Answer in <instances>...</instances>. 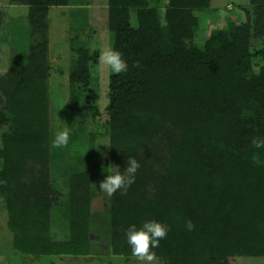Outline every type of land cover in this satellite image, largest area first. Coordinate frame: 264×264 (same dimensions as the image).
I'll list each match as a JSON object with an SVG mask.
<instances>
[{
	"label": "trees",
	"instance_id": "trees-1",
	"mask_svg": "<svg viewBox=\"0 0 264 264\" xmlns=\"http://www.w3.org/2000/svg\"><path fill=\"white\" fill-rule=\"evenodd\" d=\"M249 2L252 22L240 7L247 20L212 29L197 47L187 42L197 28L193 10L208 0H167L164 23L158 0H105L109 47L128 64L127 72L108 75L106 166L123 172L128 157L141 165L126 195L108 196L110 255L132 256L125 230L156 220L169 229L153 249L162 264H235L233 254L264 256V148L251 144L264 139V63L254 69L246 49L250 26L254 36L264 35V0ZM7 3L27 6L32 37L24 65L0 75V196L11 249L29 256L98 254L89 239L88 167L71 172L62 190L67 236L50 233L56 202L45 145L46 13L52 5L80 3ZM74 51L67 80L85 99L98 51Z\"/></svg>",
	"mask_w": 264,
	"mask_h": 264
},
{
	"label": "rangeland",
	"instance_id": "rangeland-1",
	"mask_svg": "<svg viewBox=\"0 0 264 264\" xmlns=\"http://www.w3.org/2000/svg\"><path fill=\"white\" fill-rule=\"evenodd\" d=\"M152 1L150 0V3ZM75 2L89 5L88 8L85 6L86 8L81 9H88L87 13L84 14L79 10L74 16L69 14V11L76 12L75 6L55 5L49 6L46 13L47 104L45 111L48 112L49 125L45 145L53 157L48 164L52 170L49 174V183L55 189L56 202L50 211V233L57 239H64L67 236L66 215L63 208L66 206V198H64L66 190L63 194L62 190L66 188L67 177L71 172L88 167L91 172L89 239L98 254L29 256L13 251L11 249L12 232L6 225V211L0 196V264H139L133 256L107 253L108 195L99 189V183L107 175L105 172L107 170L103 169L107 167L110 149L109 145H105L110 144L107 128L108 115L105 107L107 80L111 70L101 65L99 60L90 64L89 91L85 93V99L83 96L79 95L80 98L73 94L67 80L68 71L76 58L75 48L82 46L88 50L96 49L99 57L100 51L109 47L110 36L106 26L107 8L105 0H75ZM166 2L167 0H158L161 23H164L162 12ZM240 7L247 11V18L249 22H252L253 5L249 0H208L205 8L193 10V14L197 17V28L194 37L187 42L197 47L201 46L212 29H222L231 23L244 22L247 20L246 14ZM0 10H2L0 18L1 75L6 70H14L24 65L27 49L29 44H32V37L29 36L26 19L27 6L8 4L7 0H0ZM131 23L135 25L133 17ZM246 49L254 69L264 63V35L254 36L252 26L249 27ZM2 100L0 91V106ZM57 124H62L70 130L67 147H52ZM232 261L235 264H264V256L238 253L233 254ZM154 264H162L161 259L156 256Z\"/></svg>",
	"mask_w": 264,
	"mask_h": 264
},
{
	"label": "clouds",
	"instance_id": "clouds-1",
	"mask_svg": "<svg viewBox=\"0 0 264 264\" xmlns=\"http://www.w3.org/2000/svg\"><path fill=\"white\" fill-rule=\"evenodd\" d=\"M99 63L105 68L110 69L115 74H120L128 71V64L123 59L122 53L112 47L105 48L100 51L98 57ZM134 67H139L136 62ZM54 139L52 140L53 148L67 147L70 138V130L62 124H57ZM251 144L255 148H264V139L254 137ZM109 145L110 144H105ZM106 155V154H105ZM141 165L133 157H128L126 167L121 172V168L115 164L110 165L105 169L106 177L100 181L99 189L111 197L117 191L122 190L121 194L126 195L128 188L135 181V174ZM185 227L188 231H192L195 225L191 220L185 222ZM168 227L156 220L143 222L142 226L137 228L136 225H130L126 230L127 243L131 248V255L139 262V264H154L156 253L154 248L160 246V241L167 237Z\"/></svg>",
	"mask_w": 264,
	"mask_h": 264
},
{
	"label": "crops",
	"instance_id": "crops-1",
	"mask_svg": "<svg viewBox=\"0 0 264 264\" xmlns=\"http://www.w3.org/2000/svg\"><path fill=\"white\" fill-rule=\"evenodd\" d=\"M72 6V5H71ZM73 6H75V9H76V12H74V11H69V14H71V15H74V16H76L77 15V13L79 12V10L81 11V12H83L84 14H86L87 13V11H88V9H84V10H81L82 8H84L85 6H87V8L89 7V5H84V4H78V5H73ZM86 8V7H85ZM87 10V11H86ZM27 12V11H26ZM83 13H82V15H83ZM99 13V12H98ZM97 17H98V19H99V14H97ZM86 18H87V15H86Z\"/></svg>",
	"mask_w": 264,
	"mask_h": 264
}]
</instances>
